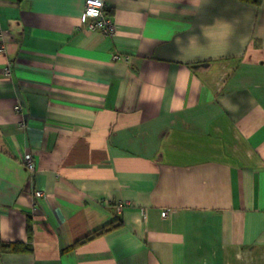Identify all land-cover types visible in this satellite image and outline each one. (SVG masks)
<instances>
[{
  "label": "crops",
  "instance_id": "0c3cea01",
  "mask_svg": "<svg viewBox=\"0 0 264 264\" xmlns=\"http://www.w3.org/2000/svg\"><path fill=\"white\" fill-rule=\"evenodd\" d=\"M104 2L0 0V264H264V0Z\"/></svg>",
  "mask_w": 264,
  "mask_h": 264
},
{
  "label": "built area",
  "instance_id": "2783aa9c",
  "mask_svg": "<svg viewBox=\"0 0 264 264\" xmlns=\"http://www.w3.org/2000/svg\"><path fill=\"white\" fill-rule=\"evenodd\" d=\"M104 7V0H84L83 15L87 18L86 26L92 30L100 29L104 33L112 34L115 30V26L112 19L105 14ZM117 57L118 55H115V58ZM6 73L9 74L8 69L6 70ZM21 160L28 169L31 171L35 170L34 157L30 153L23 154ZM35 194L40 196L42 193L38 190ZM121 208L120 205H117L116 209L119 211ZM166 214V209L161 211L162 216H165Z\"/></svg>",
  "mask_w": 264,
  "mask_h": 264
},
{
  "label": "trees",
  "instance_id": "16d2710c",
  "mask_svg": "<svg viewBox=\"0 0 264 264\" xmlns=\"http://www.w3.org/2000/svg\"><path fill=\"white\" fill-rule=\"evenodd\" d=\"M249 3L258 4L261 0H242ZM122 219L117 218L116 220L98 228L93 234L86 237L85 240L92 238L93 236H97L107 230L112 228H116L122 225ZM30 247L27 244L22 242H5L0 240V252L9 251V252H18V251H28Z\"/></svg>",
  "mask_w": 264,
  "mask_h": 264
},
{
  "label": "rangeland",
  "instance_id": "374dc122",
  "mask_svg": "<svg viewBox=\"0 0 264 264\" xmlns=\"http://www.w3.org/2000/svg\"><path fill=\"white\" fill-rule=\"evenodd\" d=\"M119 205H120V207H122L121 203Z\"/></svg>",
  "mask_w": 264,
  "mask_h": 264
}]
</instances>
